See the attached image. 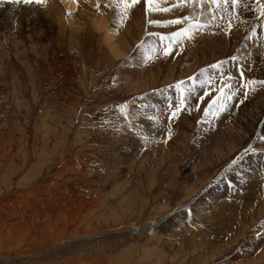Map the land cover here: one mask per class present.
I'll list each match as a JSON object with an SVG mask.
<instances>
[{
    "label": "rangeland",
    "instance_id": "rangeland-1",
    "mask_svg": "<svg viewBox=\"0 0 264 264\" xmlns=\"http://www.w3.org/2000/svg\"><path fill=\"white\" fill-rule=\"evenodd\" d=\"M241 1L105 0L144 15L116 59L0 0V264H264V0Z\"/></svg>",
    "mask_w": 264,
    "mask_h": 264
},
{
    "label": "bare ground",
    "instance_id": "bare-ground-1",
    "mask_svg": "<svg viewBox=\"0 0 264 264\" xmlns=\"http://www.w3.org/2000/svg\"><path fill=\"white\" fill-rule=\"evenodd\" d=\"M104 1L105 0H45L43 9H44V12L49 15V17H46V18H47V20H49L51 28L54 30L56 29L58 36L59 35L62 36L63 39H66V36H67L70 39V42H72L71 44L76 45L75 43L78 42L77 40H74V39H76V37L81 41L84 37H86L92 33L93 34L98 33V35H100V40H99L100 47L103 49H106V51L108 50L113 56L116 57V59H118L119 56H121L120 55L121 53L126 52V49L130 45L129 41H132V40L135 41L136 36H137V38H139V37H141V34H143L142 31H143L144 27L142 28V26H143L142 24H144V20H143L144 15L142 14V11L137 12L135 14V16H136L135 19H133V21H132L134 23L128 24V26H124V28H123L122 26L118 25L119 16L113 15V13H110L108 10L106 11V6H105ZM178 1H180V0H178ZM242 1H244V0H242ZM249 1H251V0H249ZM180 4H182L184 6V8L186 9V7H187L185 5L186 3L180 2ZM246 4H248V2ZM250 4H249V7L251 8L252 5H250ZM242 5H244V3H242ZM248 11H251V10H247V14H248ZM251 13L253 14L254 12L251 11ZM117 18H118V21H117ZM257 20H258V17H257ZM251 21L249 23H251ZM181 31H183V30H181ZM191 31H192V29H191ZM148 43H150L149 46H148ZM148 43H147V45H145L146 49H148L149 47L156 49L157 45L154 43L152 44L151 40H148ZM152 48H151V50H152ZM137 67H138V65H137ZM141 80H142V78H141ZM147 81H148V79H147ZM190 94H191V92H190ZM178 98L180 99L179 95H178ZM176 100H177V98H176ZM151 110L152 111L149 112L151 115L149 117V121H151V123H152V124L151 123L149 124L150 125V127H149L150 131L153 128V126H151V125L154 124V126H155L156 123L159 124V120L162 118V112L161 111L154 112L153 108H151ZM228 128H229V126H228ZM152 132H153V130H152ZM234 133H235V131L231 130L230 137H232Z\"/></svg>",
    "mask_w": 264,
    "mask_h": 264
},
{
    "label": "snow or ice",
    "instance_id": "snow-or-ice-1",
    "mask_svg": "<svg viewBox=\"0 0 264 264\" xmlns=\"http://www.w3.org/2000/svg\"><path fill=\"white\" fill-rule=\"evenodd\" d=\"M32 0H24V3H31ZM45 0H36V3L40 4V3H44ZM149 0H145V3H148ZM184 0H181V3H183ZM233 4L236 3V0H232ZM119 3L121 5H123V11L125 12L126 14V10L131 7L133 4L137 3V0H119ZM153 10H156V9H153ZM261 15H264V4L261 5ZM153 21H149V23H152ZM165 51H170V49H165ZM261 83H264V82H261ZM179 109H176L174 112H173V115H176L178 113ZM207 111V109H206Z\"/></svg>",
    "mask_w": 264,
    "mask_h": 264
}]
</instances>
